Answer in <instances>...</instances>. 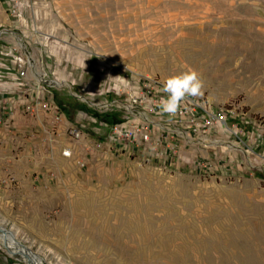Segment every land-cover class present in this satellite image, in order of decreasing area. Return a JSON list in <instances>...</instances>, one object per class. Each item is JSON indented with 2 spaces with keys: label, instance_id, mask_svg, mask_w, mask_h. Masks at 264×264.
Wrapping results in <instances>:
<instances>
[{
  "label": "rangeland",
  "instance_id": "1",
  "mask_svg": "<svg viewBox=\"0 0 264 264\" xmlns=\"http://www.w3.org/2000/svg\"><path fill=\"white\" fill-rule=\"evenodd\" d=\"M0 227V264H264V0H0Z\"/></svg>",
  "mask_w": 264,
  "mask_h": 264
},
{
  "label": "clouds",
  "instance_id": "2",
  "mask_svg": "<svg viewBox=\"0 0 264 264\" xmlns=\"http://www.w3.org/2000/svg\"><path fill=\"white\" fill-rule=\"evenodd\" d=\"M113 79L119 80L121 77ZM202 88L203 82L194 70L169 76L163 81V91L167 96L161 98L159 107L163 113L175 114L186 97L202 95Z\"/></svg>",
  "mask_w": 264,
  "mask_h": 264
},
{
  "label": "built area",
  "instance_id": "3",
  "mask_svg": "<svg viewBox=\"0 0 264 264\" xmlns=\"http://www.w3.org/2000/svg\"><path fill=\"white\" fill-rule=\"evenodd\" d=\"M19 74H20L21 76H23V75L25 74V72L22 70V71H20ZM185 100L187 101L186 104H189V105H192L193 107H195L196 104L194 103V101H193L191 98L186 97ZM184 105H185V104H184ZM193 109H194V108H193ZM207 116L210 118V113H208ZM193 119H195V118H193Z\"/></svg>",
  "mask_w": 264,
  "mask_h": 264
},
{
  "label": "water",
  "instance_id": "4",
  "mask_svg": "<svg viewBox=\"0 0 264 264\" xmlns=\"http://www.w3.org/2000/svg\"><path fill=\"white\" fill-rule=\"evenodd\" d=\"M0 231H2L3 233H6V234H10L11 235V233L9 232V231H7V230H5V229H3V228H1L0 227ZM12 236V235H11Z\"/></svg>",
  "mask_w": 264,
  "mask_h": 264
},
{
  "label": "bare ground",
  "instance_id": "5",
  "mask_svg": "<svg viewBox=\"0 0 264 264\" xmlns=\"http://www.w3.org/2000/svg\"><path fill=\"white\" fill-rule=\"evenodd\" d=\"M16 246V245H15Z\"/></svg>",
  "mask_w": 264,
  "mask_h": 264
}]
</instances>
